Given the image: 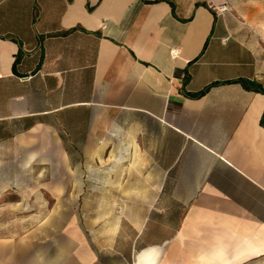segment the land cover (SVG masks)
<instances>
[{
  "label": "crops",
  "instance_id": "obj_1",
  "mask_svg": "<svg viewBox=\"0 0 264 264\" xmlns=\"http://www.w3.org/2000/svg\"><path fill=\"white\" fill-rule=\"evenodd\" d=\"M46 139L132 187V264H264V0H0V156Z\"/></svg>",
  "mask_w": 264,
  "mask_h": 264
},
{
  "label": "rangeland",
  "instance_id": "obj_2",
  "mask_svg": "<svg viewBox=\"0 0 264 264\" xmlns=\"http://www.w3.org/2000/svg\"><path fill=\"white\" fill-rule=\"evenodd\" d=\"M51 141L45 140L44 153L0 156L7 164L0 169V264H70L69 233L76 227L94 232L104 243L100 263L132 264L133 231L126 220L132 211V187L70 185L75 180L115 178L116 171L108 176L65 170L62 162L74 156L59 160ZM58 162L62 169L54 168ZM117 252L124 259L108 255Z\"/></svg>",
  "mask_w": 264,
  "mask_h": 264
},
{
  "label": "built area",
  "instance_id": "obj_3",
  "mask_svg": "<svg viewBox=\"0 0 264 264\" xmlns=\"http://www.w3.org/2000/svg\"><path fill=\"white\" fill-rule=\"evenodd\" d=\"M213 10H214V12H215L216 14H222V13H224V12H227V11H229L228 3H227V2H224V3H222V4H219V5H217V6H214V7H213ZM171 54L174 55V54H175V51L172 50V51H171Z\"/></svg>",
  "mask_w": 264,
  "mask_h": 264
},
{
  "label": "trees",
  "instance_id": "obj_4",
  "mask_svg": "<svg viewBox=\"0 0 264 264\" xmlns=\"http://www.w3.org/2000/svg\"><path fill=\"white\" fill-rule=\"evenodd\" d=\"M242 83L244 84L245 87L250 88V83L242 80Z\"/></svg>",
  "mask_w": 264,
  "mask_h": 264
}]
</instances>
